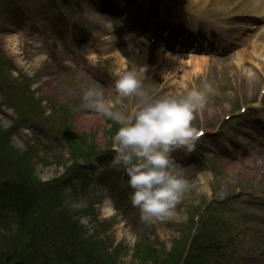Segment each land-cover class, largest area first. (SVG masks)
Here are the masks:
<instances>
[{
    "label": "rangeland",
    "instance_id": "374dc122",
    "mask_svg": "<svg viewBox=\"0 0 264 264\" xmlns=\"http://www.w3.org/2000/svg\"><path fill=\"white\" fill-rule=\"evenodd\" d=\"M33 10H29V14H33ZM103 21V20H101ZM114 26V25H113ZM23 41L24 44H27V48L31 50L32 49V40L29 36H26V33H19V32H1L0 33V57L8 58L11 60L13 65L11 66L9 64V70L11 73L12 78L17 77L18 81L25 80L27 84L30 86L32 85V89L36 88L38 90V93L34 96L35 97H41V99L44 100L43 104L41 105V110L39 112V116L41 119L46 120L49 125L54 124L56 126H61L60 116H62L61 110L64 109L67 113V110H69V116L71 115L74 103L76 104V109L74 112V115L72 116L70 123L67 124L71 125L70 127L74 129L75 133L72 132V137L75 138V135H81L82 133L88 134L89 140H93L95 145L98 147L102 146H111L113 144V136L111 139L108 140L107 136L108 133L105 132V130L108 128L107 126V119L108 117L104 114L98 112L91 104L90 101L86 100L84 98V93L90 88L97 89L98 82L94 81L93 79H89L87 76L83 75V73H77L76 71H67L63 68L65 65V61L61 58V53L59 51L51 52V50L55 47V45L48 44V43H39L40 48L36 50V54H33L29 58L24 57L23 51ZM23 49V50H22ZM57 53L60 56L59 61L54 60V54ZM178 57H183L184 59L182 61L178 60ZM51 63L50 67H48L47 63ZM192 63H196L195 69L190 71V67H192ZM121 63H119L118 70L116 71L118 75H120L123 70L122 67L120 68ZM126 67L128 68V63H126ZM174 67H177V71L174 69ZM199 67V59L194 60V57L189 58L186 55L178 54L176 57H171L169 60L165 63V68L161 70L160 77L155 82L157 84L158 82L161 84V82L164 80V78L169 79L170 77H174L175 81L172 85L170 83H165L163 87V94L158 95V97L162 96H172V97H179L180 92H182L185 89H188V86L192 82H195V79L197 77L200 78L198 82L196 83V87H198V90L205 91L207 88L212 90L213 96L210 98L207 95V102L206 105L211 106V112H206L207 115H215L217 116V111L220 109H225L226 105L224 104L222 100V96L229 93V91L233 88L234 84L239 82V77L233 78L234 81H231L232 84L228 83L223 88H221L219 91L214 86L212 80L208 76L203 77L204 75L208 74V69L201 66V70ZM59 68V73L57 74L58 79L53 83V93L50 99L49 97L47 99H44L46 96V83L47 79H49V72L51 69ZM203 72V73H202ZM217 72V71H216ZM116 74V75H117ZM242 74V75H241ZM240 76H245L246 73L244 71H241ZM212 75H215V72L212 71ZM7 77L10 76H3V79H7ZM202 78V79H201ZM28 80V82H27ZM214 81L215 77H214ZM178 87L177 93L175 96L167 94L168 87ZM109 87H112L110 84ZM99 87L98 89H100ZM256 88V82H253V90ZM113 89V88H112ZM146 90V89H145ZM148 95H152V91L146 90ZM109 96V95H107ZM105 99L108 100V98L104 95ZM20 99V98H19ZM111 101L114 102V106L116 109L114 110H120L123 113H125V101L123 97H109ZM115 99V101H114ZM51 100V101H49ZM137 100L136 97H134V102ZM76 101V102H74ZM56 102V103H55ZM57 104V105H56ZM137 103L132 105V113L133 114L137 109ZM53 108H56L57 110H54ZM12 110L7 108L0 107V125L2 126V129H10L13 125V120L16 117V114ZM202 113V110H201ZM201 113L197 111V117L201 116ZM92 116L98 117L99 115H103L100 118L102 121L95 118V120L92 123L86 124L85 119L83 116ZM205 114V111H204ZM210 117V116H209ZM92 120V119H91ZM115 122V121H114ZM39 123V124H36ZM29 122L27 121L25 124L21 125L20 128L16 129L15 131L11 132V144L18 150H20V154L28 152L27 148L33 143L38 142L37 136L33 133L34 130L38 132V134H41L43 139L41 143H46V147H43V150L40 152L42 155L43 160L36 159L35 167L33 169V174L36 176V179H40L41 181H47L51 180L55 177L60 176L64 169L67 166H70V156L64 152V149L62 148V145L59 144L60 149L58 148H49L48 146H51L52 139H50V136H44V134H52L50 131L48 132V127L43 122ZM116 123V122H115ZM42 126H41V125ZM118 128L121 126L120 124L116 123ZM37 127L43 128L47 131V133L41 132L38 130ZM55 126V127H56ZM117 128V129H118ZM54 140V138H53ZM91 143V141H88ZM53 145V144H52ZM39 148V146H38ZM90 148V147H88ZM50 150V151H49ZM61 150V151H58ZM23 155V154H22ZM175 159V158H174ZM252 161V160H250ZM258 168V167H257ZM232 174V173H231ZM231 174H227L226 177L229 179V182L235 181L234 176H231ZM253 176L250 178H246L245 175L244 181L249 184L248 181L252 179H256L259 184V191L257 193H260L264 195V168H258L257 171H253ZM225 177V176H224ZM223 181H227L225 178L222 179ZM25 182V179H23ZM216 182V180H213ZM250 185V184H249ZM74 187V183H69L68 186H66L65 191L71 196L72 188ZM111 193L113 194V200L112 202H108L111 204V207H116L117 205H120L124 207L125 211L127 212L128 219H122V226L121 223L118 222L116 226L112 229L114 232L107 230L105 235H109L108 240L113 242L111 250H114L115 248L121 249L119 251V255L123 259H128L132 256V248H133V241L135 240L134 235L135 232L138 229L131 228V222L138 219V212L136 209L132 208L133 204H128L127 200L123 196L122 192L118 195L114 196V192L111 190ZM108 193H103V196L106 197ZM121 196V201L118 200V197ZM206 198L203 192L201 194L199 193V190L197 188L192 191L191 196H186L184 199V204L182 206H178L175 208V215L171 217V220L178 219L182 220L183 218L187 217V210L190 209L189 207L192 204H197L199 202H202L203 199ZM42 201L41 198L38 197V202L40 203ZM71 201V200H70ZM60 205L56 207V211L52 212L53 217L57 220L59 216L62 214L61 210H68L71 206L74 209V205L69 203V199L66 198V200H60ZM58 202V203H59ZM83 202H79V206H83ZM189 205V206H188ZM193 205V206H194ZM60 208V210L58 209ZM193 214H195V210L190 209ZM68 214V211H67ZM103 213L102 215H104ZM112 213L109 212L110 215ZM105 215V216H106ZM119 219V218H118ZM116 219V220H118ZM89 219H82V224L85 226V224L88 222ZM140 220V219H138ZM169 224V225H168ZM87 225V224H86ZM147 229V233L150 235V238H158L162 237V243L166 246L165 248L169 249V247L172 245L173 240L179 237V234L174 231L173 223H160L158 226H155L153 224L151 225H145ZM135 231H134V230ZM164 232V236H163ZM90 233V230H88V234ZM133 236V237H132ZM169 237V238H167ZM111 242H107L106 244H109ZM241 251L246 255V264H264V243L257 244L256 246H253V244L250 243V238H244L241 240ZM125 247V249L123 248Z\"/></svg>",
    "mask_w": 264,
    "mask_h": 264
},
{
    "label": "clouds",
    "instance_id": "9594fccd",
    "mask_svg": "<svg viewBox=\"0 0 264 264\" xmlns=\"http://www.w3.org/2000/svg\"><path fill=\"white\" fill-rule=\"evenodd\" d=\"M108 23L112 25L111 21ZM144 71L133 65L115 82L121 97L137 98L133 114L114 110V102L105 99L98 89H88L84 98L98 112L121 125L113 136L112 165L121 167L127 175L133 190L131 203L140 209L141 219L152 222L175 215L176 205L190 188L171 153L178 146L191 149L198 138L200 132L192 121L195 110L205 106L207 94L193 89L179 97H150L141 79Z\"/></svg>",
    "mask_w": 264,
    "mask_h": 264
},
{
    "label": "trees",
    "instance_id": "16d2710c",
    "mask_svg": "<svg viewBox=\"0 0 264 264\" xmlns=\"http://www.w3.org/2000/svg\"><path fill=\"white\" fill-rule=\"evenodd\" d=\"M14 173H17L19 176L25 177L26 182H24L26 185H28L27 188L30 189L31 186H34L35 184H38V180H35L36 178L30 174H28V171L25 168H16L14 169ZM13 184L3 183L0 185V210H5L8 208V206H12L14 210L17 212L16 215H18L19 218H23V220L20 222L27 223L38 221L40 218L45 217L47 222L50 224V234H53L57 227L54 224L55 221L47 218L46 216H49L56 220L53 215L52 211H56V207L54 203L50 202L48 199L45 198L43 192H39L38 190H35V194L31 197L29 196V190H26V186L21 183V181H18L17 178L14 179ZM41 196L42 201L38 202V196ZM27 198L29 199L27 201ZM60 210V208H58ZM62 214L57 219L58 221H61L64 216V209L61 210ZM35 225V224H34ZM36 229L38 230L37 225ZM58 230V229H57ZM52 242L55 235H50ZM48 239V236L46 237ZM48 242L49 248L51 243ZM8 257L5 259L4 264H21L19 263L21 260L27 259V255L23 251H19L16 256H11L10 254H7ZM85 258L84 252L81 254ZM18 256H20L18 260ZM88 256L90 257V261L94 262L95 264H115V258L111 256L109 253H105V251L100 250L99 248H96L95 251L93 250L88 251Z\"/></svg>",
    "mask_w": 264,
    "mask_h": 264
},
{
    "label": "bare ground",
    "instance_id": "6f19581e",
    "mask_svg": "<svg viewBox=\"0 0 264 264\" xmlns=\"http://www.w3.org/2000/svg\"><path fill=\"white\" fill-rule=\"evenodd\" d=\"M216 2H218V0H216ZM225 6L226 4H223L222 6H220V11L226 12L227 8ZM239 6L243 10H245L246 13L252 12L253 14H256L257 16H261V15L264 16V0H242ZM255 45L260 47L258 49L259 51L264 50V44L258 45L257 43H255ZM257 57L261 59L260 61H255L257 71L259 70L262 71L264 69V55H262V53H259ZM236 63L238 64V62ZM254 79H255V76L253 74L248 75L249 82H253ZM92 121L93 120H91L90 118L85 120L86 124L88 123L90 124Z\"/></svg>",
    "mask_w": 264,
    "mask_h": 264
},
{
    "label": "snow or ice",
    "instance_id": "6c2138e0",
    "mask_svg": "<svg viewBox=\"0 0 264 264\" xmlns=\"http://www.w3.org/2000/svg\"><path fill=\"white\" fill-rule=\"evenodd\" d=\"M198 135H202V133H198Z\"/></svg>",
    "mask_w": 264,
    "mask_h": 264
}]
</instances>
